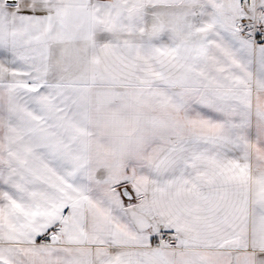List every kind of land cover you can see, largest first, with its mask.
<instances>
[{
    "label": "snow or ice",
    "instance_id": "6c2138e0",
    "mask_svg": "<svg viewBox=\"0 0 264 264\" xmlns=\"http://www.w3.org/2000/svg\"><path fill=\"white\" fill-rule=\"evenodd\" d=\"M0 264H264V0H0Z\"/></svg>",
    "mask_w": 264,
    "mask_h": 264
}]
</instances>
